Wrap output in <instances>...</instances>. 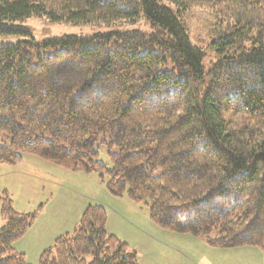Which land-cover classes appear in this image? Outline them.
I'll return each mask as SVG.
<instances>
[{
  "label": "trees",
  "instance_id": "16d2710c",
  "mask_svg": "<svg viewBox=\"0 0 264 264\" xmlns=\"http://www.w3.org/2000/svg\"><path fill=\"white\" fill-rule=\"evenodd\" d=\"M193 9L224 29L207 71L179 20ZM31 17L73 26L144 18L151 31L32 43L20 25ZM0 37L17 38L0 43V134L10 137L0 165L27 153L105 173L109 194L148 202L162 230L213 249H263L264 0H0ZM247 41L256 46L244 50ZM0 205V264H28L14 243L36 213H18L6 193ZM106 221L103 207L88 205L37 264H138Z\"/></svg>",
  "mask_w": 264,
  "mask_h": 264
},
{
  "label": "rangeland",
  "instance_id": "374dc122",
  "mask_svg": "<svg viewBox=\"0 0 264 264\" xmlns=\"http://www.w3.org/2000/svg\"><path fill=\"white\" fill-rule=\"evenodd\" d=\"M162 3L176 11L170 3L166 1ZM179 20L188 34L191 45L204 52L203 66L206 71L209 70L217 57V48L213 43L224 37L223 27L218 26L213 15L204 9L190 10L179 16ZM20 25L29 30L31 35L29 40L32 43L64 36L87 38L131 31L144 33L151 31L149 23L144 18L136 24L73 26L53 23L45 18L31 17ZM113 38L116 39V36ZM16 41V37H0V43ZM255 46L251 41H247L242 47L244 50H251ZM59 50L60 48L57 47L44 52L46 55H54L55 51ZM105 141L106 138H101L99 142ZM9 143L10 137L0 134V146H9ZM98 162L106 165L107 170H111L112 165L105 146H99ZM107 183L108 177L105 173L86 174L68 170L27 153L23 154L21 161L15 165H0V198L6 193L12 200L15 211L21 214L36 213L34 223L23 237L32 232L37 234L36 238H40L47 234V228L51 225L56 229L62 215L66 220L74 211L81 210L83 213L88 204L93 205L94 202H98L106 212V227L112 218L114 225L110 231L116 235L113 236L126 243L129 249L136 252L138 264H173L175 257L185 264H202V260L209 264H264V245L263 249L246 246L220 252L197 238L194 239L204 245L202 249L197 244L193 246L189 244L185 247L178 244L175 237H172L183 234L171 233L156 226L148 216V202L136 203L126 195L121 198L113 197L106 189ZM3 225L4 221L0 214V228ZM196 249L200 252H191ZM176 250H180L183 254L178 256L179 252L176 255Z\"/></svg>",
  "mask_w": 264,
  "mask_h": 264
},
{
  "label": "crops",
  "instance_id": "0c3cea01",
  "mask_svg": "<svg viewBox=\"0 0 264 264\" xmlns=\"http://www.w3.org/2000/svg\"><path fill=\"white\" fill-rule=\"evenodd\" d=\"M94 205H100V204L98 202H94ZM81 213H82L81 210L80 211L76 210V211H74L72 216L70 218H67L66 220H64V215H62V219H61L60 223L58 225H56V229H53L52 225H51L49 228H47V230H48L47 234L40 237V238H36L35 235H37V234H33L32 232L27 233L25 237L18 240L16 242V244H14V249L17 252L22 253L25 256L28 264H36L40 255L45 250L49 249L57 238H59L63 235H66V234H71L73 232L76 225L78 224ZM113 225H114L113 219L111 218L107 224V227H106L107 233H109L111 235H115L114 233H112V231H110V229ZM38 234H40V233H38ZM172 235H174V234H172ZM174 237H175V241L184 247L186 245H189V244L192 246L197 244L202 249V247L204 246L201 242L196 241V239H194L193 237H191L189 235H175L172 238H174ZM215 250L220 251V252H228L225 249L224 250L215 249ZM179 252H180V250H176L175 254L177 255ZM191 252H200V251L198 249H196V250L191 251ZM201 253L203 255L202 251H201ZM182 254H183V252H180L178 256H180ZM204 258L207 259L205 256H204ZM173 264H185V263L179 261V259L177 257H175ZM202 264H205L204 260H202ZM207 264H209V263H207Z\"/></svg>",
  "mask_w": 264,
  "mask_h": 264
},
{
  "label": "clouds",
  "instance_id": "9594fccd",
  "mask_svg": "<svg viewBox=\"0 0 264 264\" xmlns=\"http://www.w3.org/2000/svg\"><path fill=\"white\" fill-rule=\"evenodd\" d=\"M205 264H207V262L205 261Z\"/></svg>",
  "mask_w": 264,
  "mask_h": 264
}]
</instances>
